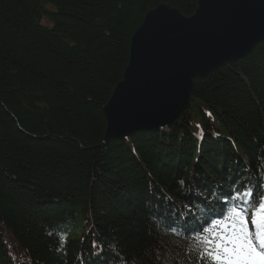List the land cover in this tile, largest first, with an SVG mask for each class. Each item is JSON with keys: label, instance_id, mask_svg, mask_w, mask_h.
Segmentation results:
<instances>
[{"label": "trees", "instance_id": "trees-1", "mask_svg": "<svg viewBox=\"0 0 264 264\" xmlns=\"http://www.w3.org/2000/svg\"><path fill=\"white\" fill-rule=\"evenodd\" d=\"M160 3L191 15L196 0H0V264H198L175 213L194 223L236 178L259 189L264 41L196 77L171 126L101 144Z\"/></svg>", "mask_w": 264, "mask_h": 264}, {"label": "water", "instance_id": "water-1", "mask_svg": "<svg viewBox=\"0 0 264 264\" xmlns=\"http://www.w3.org/2000/svg\"><path fill=\"white\" fill-rule=\"evenodd\" d=\"M264 41V0H196L191 15L160 3L129 44L123 78L103 107L102 145L171 125L188 106L196 77L250 54Z\"/></svg>", "mask_w": 264, "mask_h": 264}, {"label": "snow or ice", "instance_id": "snow-or-ice-1", "mask_svg": "<svg viewBox=\"0 0 264 264\" xmlns=\"http://www.w3.org/2000/svg\"><path fill=\"white\" fill-rule=\"evenodd\" d=\"M232 200L196 232L192 250L198 264H264V193L248 187Z\"/></svg>", "mask_w": 264, "mask_h": 264}, {"label": "bare ground", "instance_id": "bare-ground-1", "mask_svg": "<svg viewBox=\"0 0 264 264\" xmlns=\"http://www.w3.org/2000/svg\"><path fill=\"white\" fill-rule=\"evenodd\" d=\"M182 112H183V111H182ZM179 116H180V115H179ZM179 116H178V117H179ZM177 119H178V118H177ZM177 119H176V120H177ZM176 120H175V121H176ZM175 121H174V122H175ZM174 122H173V123H174ZM173 123H172V124H173ZM172 124H171V125H172ZM171 125H169V126H171ZM169 126H167V127H169ZM167 127H164V128H167ZM160 129H162V128H160ZM140 131H142V130H140ZM137 132H138V131H137ZM134 133H136V132H134ZM134 133H133V134H134ZM133 134H132V135H133ZM130 136H131V135H130ZM126 138H127V137H126Z\"/></svg>", "mask_w": 264, "mask_h": 264}, {"label": "rangeland", "instance_id": "rangeland-1", "mask_svg": "<svg viewBox=\"0 0 264 264\" xmlns=\"http://www.w3.org/2000/svg\"><path fill=\"white\" fill-rule=\"evenodd\" d=\"M262 188H263V190H264V184H263Z\"/></svg>", "mask_w": 264, "mask_h": 264}]
</instances>
